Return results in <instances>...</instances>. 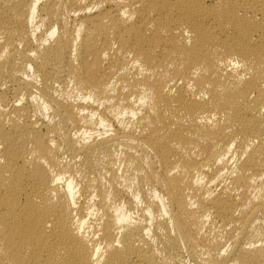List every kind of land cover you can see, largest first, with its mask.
<instances>
[{
	"label": "bare ground",
	"instance_id": "1",
	"mask_svg": "<svg viewBox=\"0 0 264 264\" xmlns=\"http://www.w3.org/2000/svg\"><path fill=\"white\" fill-rule=\"evenodd\" d=\"M0 264H264V0H0Z\"/></svg>",
	"mask_w": 264,
	"mask_h": 264
}]
</instances>
